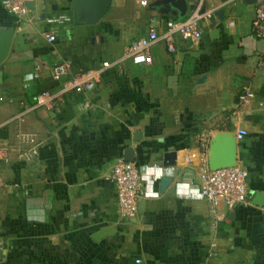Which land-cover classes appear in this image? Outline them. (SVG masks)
Listing matches in <instances>:
<instances>
[{
	"label": "crops",
	"instance_id": "0c3cea01",
	"mask_svg": "<svg viewBox=\"0 0 264 264\" xmlns=\"http://www.w3.org/2000/svg\"><path fill=\"white\" fill-rule=\"evenodd\" d=\"M27 1L20 19L0 0V26L14 28L0 83V264H264V38L251 28L253 3L186 0L185 15L209 12L205 32L218 27L219 37L209 45L203 37L158 39L151 61L134 63L122 57L131 39L183 17L169 0H111L93 23L74 0ZM59 60L69 74L54 80L50 67ZM86 68L100 69L95 86L69 88L70 74ZM245 83L252 96L237 103ZM22 131L40 142L29 158L16 149ZM217 131L235 135L247 205L211 206L197 193ZM128 145L144 182L161 173L170 182L159 190L156 179V194H142L136 215L124 219L107 174ZM167 152L173 165H163Z\"/></svg>",
	"mask_w": 264,
	"mask_h": 264
},
{
	"label": "built area",
	"instance_id": "2783aa9c",
	"mask_svg": "<svg viewBox=\"0 0 264 264\" xmlns=\"http://www.w3.org/2000/svg\"><path fill=\"white\" fill-rule=\"evenodd\" d=\"M140 3L146 4L147 0H140ZM252 3L254 5V14L251 20L252 31L257 36L264 38V0H254ZM1 5L7 12L20 19L27 17L29 10L27 0H1ZM209 16V12L197 8L183 17L167 19L165 28L161 33H158L156 28L151 26L145 34H141L128 42L122 57L129 58L134 63H148L151 61L150 47L158 39H162L171 45L175 36L191 40L202 38L205 32L204 20ZM46 38L49 41L56 40L55 33H46ZM117 62L119 59L112 61L113 64ZM262 62L264 63V59ZM104 64L109 63L105 62ZM69 68L68 61L59 60L51 65L50 76L54 80L66 79ZM38 72L39 65L37 64L34 68V75L38 76ZM99 73L100 69L98 68L79 69L67 78V86L74 91L92 89L100 78ZM46 94H48L46 91H42L39 99ZM251 96L252 89L249 84L245 83L241 92L238 93L237 103H242ZM243 134L244 130L239 129L236 137L241 138ZM17 137L16 149L20 155L29 158L37 154L40 142L32 133L18 132ZM5 157L6 143L0 137V159ZM160 175L154 174L148 182H144V173L134 161H127L122 156L113 161L107 179L114 185L116 211L121 218L130 219L136 215L138 200L142 194H156V191L149 187ZM198 175L197 193L201 198L206 199L211 206L223 202L227 208L231 209L250 203L247 172L243 166L235 164L212 169L208 163L203 162L200 165ZM261 212L264 219V206L261 208ZM3 246L0 231V255ZM138 261L139 259L136 258V262Z\"/></svg>",
	"mask_w": 264,
	"mask_h": 264
},
{
	"label": "water",
	"instance_id": "95a60500",
	"mask_svg": "<svg viewBox=\"0 0 264 264\" xmlns=\"http://www.w3.org/2000/svg\"><path fill=\"white\" fill-rule=\"evenodd\" d=\"M168 7H174L176 14L184 16L188 11L186 0H169ZM247 2H253L254 0H245ZM111 0H74V9L79 16H82L88 22L98 21L104 13L107 11ZM32 2L27 1L28 8L32 7ZM14 34L13 27L0 26V83L2 81L3 73V61L7 57L11 42ZM205 45H209L212 39L219 37V28L213 27L209 31L203 34ZM139 133H135V139H138ZM236 140L235 135L229 132L217 131L211 139L209 145L208 164L212 169L236 164ZM166 159L163 161L164 166H170L174 163V152H167L165 154ZM123 158L127 161H134V149L128 145L123 150ZM170 182V176L166 173H162L159 177L158 188L163 190ZM109 231L108 228H103L96 231L92 236L94 239H99Z\"/></svg>",
	"mask_w": 264,
	"mask_h": 264
},
{
	"label": "rangeland",
	"instance_id": "374dc122",
	"mask_svg": "<svg viewBox=\"0 0 264 264\" xmlns=\"http://www.w3.org/2000/svg\"><path fill=\"white\" fill-rule=\"evenodd\" d=\"M57 62V61H56ZM55 63V62H54Z\"/></svg>",
	"mask_w": 264,
	"mask_h": 264
}]
</instances>
